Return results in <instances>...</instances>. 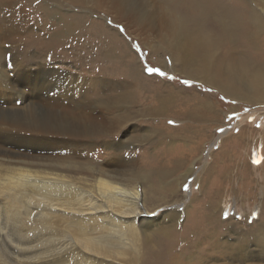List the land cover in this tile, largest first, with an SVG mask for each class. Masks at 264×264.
I'll list each match as a JSON object with an SVG mask.
<instances>
[{
  "label": "bare ground",
  "instance_id": "obj_1",
  "mask_svg": "<svg viewBox=\"0 0 264 264\" xmlns=\"http://www.w3.org/2000/svg\"><path fill=\"white\" fill-rule=\"evenodd\" d=\"M65 1L106 9L115 23L143 42L144 34L157 36L173 72L232 99H264V0ZM11 4L8 15L2 12L8 24L0 28V100H5L0 102V264H264V198L257 218L246 225L231 217L223 220V190L202 187L205 198H191L179 211L169 208L179 194L176 182L160 196L151 170H144L152 166L158 176L166 167L162 154L145 166L127 161L122 157L127 146L119 140L109 141V159L87 157L103 136L126 128L134 109L164 119L176 104L186 105V127L157 125L164 139L179 135V128L195 136L209 127L220 116L215 102L208 95L192 99L177 87L161 90L131 61L128 79L102 77L94 70L88 79L74 70L62 71L59 51L52 52L56 60L50 59L53 42L29 56L36 39L22 36L30 26L29 11L19 2ZM83 62L80 70L91 64ZM245 135L243 129L224 139L204 167L207 177L217 171L218 178L230 179L248 171L241 156L234 157L238 151L225 147L233 140L247 141ZM200 139L193 150H199ZM220 152L228 157H217ZM179 163V157L170 162ZM192 173L191 168L184 175ZM225 234L235 238L223 240ZM180 241L182 248L167 259Z\"/></svg>",
  "mask_w": 264,
  "mask_h": 264
},
{
  "label": "rangeland",
  "instance_id": "obj_2",
  "mask_svg": "<svg viewBox=\"0 0 264 264\" xmlns=\"http://www.w3.org/2000/svg\"><path fill=\"white\" fill-rule=\"evenodd\" d=\"M12 2H19L24 7L23 9L29 11L30 26L26 25V32L24 31L22 35L24 38L28 37V35H33L36 38L35 43L30 48L31 50H29V56H34L36 53L35 50H43L45 47L44 43L53 42L52 45H50V49L52 50L49 54L51 55L50 59L56 60L59 58L57 60L61 63H58L57 66L60 67L63 65L61 66L62 71L74 70L73 72L77 73L78 76L80 75L81 77L88 79L93 77L91 74L94 71L97 72H95V74H99L102 77H110L114 80L128 79V61H131L134 62L135 66L139 65L141 76L144 75L151 78V82L154 85H157L159 88L162 87L161 90L165 86L170 88L177 87L179 91H183L181 94H190L192 99H195L198 96L206 97L208 95L207 98H209L210 101L212 100L213 103L215 102L214 104L220 111L219 119L217 121L215 120L213 123L210 122L212 124L209 125V127L200 129L199 133L195 134V136L190 133L186 136L184 132L185 130L179 128V135L173 134L171 138L166 137L162 139L160 138V134L156 132V130L159 129V125L175 127L179 124L181 127H186L187 122L189 123V118L184 116L186 105H179L178 107L176 104L177 106L175 105L172 108L173 111L164 117V119L157 116L145 115L142 113V107L138 106L140 109H137V113L136 109H134L129 114L128 118H130V120L123 131L103 136V139L101 138L102 140L100 139L98 141L99 144L93 149V151L88 152L89 156L87 153H84V155L93 159L95 158L94 161L109 159L113 152L112 147L108 146L109 141L111 143L115 141L118 142L119 140L124 141L127 146L122 150V157L124 156L123 159L125 158L127 161L138 160L145 166V163L148 161L158 162L160 156L163 155L160 160H163V163H166V167L159 173L160 176L154 174L156 172L152 166H148L146 167L147 170H144L146 173L151 170L148 174L151 176V182L160 188L158 193L160 196L166 195L167 192L165 188L171 183L174 185V181L176 182L177 192L179 194L175 196L176 204L170 205L169 208L184 211L187 204L185 202H189L191 198H195L196 200H202V197L203 199L205 198L201 189L204 187L203 191H208V189H210V192L212 189L224 191L223 194L225 197L222 199L223 220H228L229 217H231L232 220L237 219L241 221L242 224L246 225L248 223L251 224L252 221L257 218L262 206L258 203L264 198V142L263 139H261V137L264 136V99H261L262 102L256 100L255 102H250L246 100L232 99L222 91L218 89L216 91V88L214 89L202 81L190 80L181 72H173L171 70L170 57L162 49L159 38H156L157 36L143 33L144 35H142V37L146 38V41L143 42L140 37L130 35L125 29L124 24L115 23L112 16L109 17V15L105 13L107 12L106 9L103 10L97 7L93 8L89 5L83 6L71 4L67 3L65 0H0V28L3 24V26L8 24L5 17L7 14L6 6L7 4L12 5ZM36 23L38 24L36 25ZM90 31H93L94 33L91 34ZM63 33H65L66 36ZM50 34L53 35L51 36ZM104 34L106 36H104ZM112 38L114 39L113 41L111 40ZM106 45L107 47H105ZM0 48H2L1 44ZM58 51L63 58L60 57V54L59 57L54 58L52 52L58 54ZM66 52L70 54V56L65 57L64 55ZM166 60L168 62L167 66L164 64V61ZM83 61L86 63L90 61L92 65L87 64L85 65V69L80 70L79 66L81 63H84ZM94 67L98 70H95ZM86 68H89L90 70ZM148 68H155L160 71L150 73L147 71ZM83 71L86 72L84 73ZM88 72L91 74L89 75ZM161 72L164 73V75H161ZM156 80L159 81L157 82ZM184 81H190L191 83H184ZM34 90L35 93L38 92L37 89L34 88L33 91ZM43 92L45 93V90ZM256 99L260 100V97ZM16 101L20 102V100ZM0 102L4 105L5 100L1 99ZM176 109L179 113L176 112ZM118 112L122 111L115 110L114 113ZM156 127L158 129H156ZM221 129H223V131H221ZM243 129H245L246 135L244 137H247V141L233 140L232 143L234 145L227 142L225 147L226 151L230 149L238 151L234 154V157L238 158L241 156V162L247 164L248 171L241 172L239 176L236 175L230 179L222 176L218 178L216 176L218 174L217 171L210 173L207 177L208 173L205 171L204 167L207 163L212 161V158H214L213 154L219 151V147L224 139L233 136L234 134H238V131ZM151 131L152 133L148 136ZM200 137L202 143L200 142L199 144V150H193L194 141L199 140ZM257 139L258 141L256 142ZM239 142H241L240 145H238ZM127 143L131 144L127 145ZM220 153L221 155L218 154L217 157H224L222 152ZM176 157H179V165L175 166L174 164H170L172 159L174 160ZM227 157L225 156L224 158L226 159ZM191 168L193 173L188 177L184 175ZM227 174L228 172H226V175ZM185 179L186 181L183 183L182 187H180V182H183ZM173 202L174 201H171V203ZM224 202H227V204ZM247 214H249V216ZM179 219L181 224L185 222L184 215ZM221 237L223 240L229 238L233 239L235 238V235L225 234ZM182 244H184L182 241L178 242L173 250L165 257L170 259L172 254L179 252L183 246Z\"/></svg>",
  "mask_w": 264,
  "mask_h": 264
},
{
  "label": "snow or ice",
  "instance_id": "obj_3",
  "mask_svg": "<svg viewBox=\"0 0 264 264\" xmlns=\"http://www.w3.org/2000/svg\"><path fill=\"white\" fill-rule=\"evenodd\" d=\"M147 71L151 72H159V69H155V68H148ZM161 75H164V73H160ZM184 83H191L190 81H184ZM221 131H223V129H221Z\"/></svg>",
  "mask_w": 264,
  "mask_h": 264
}]
</instances>
